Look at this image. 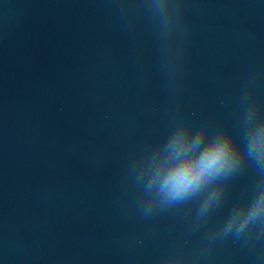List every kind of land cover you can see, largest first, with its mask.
<instances>
[{
  "label": "water",
  "instance_id": "1",
  "mask_svg": "<svg viewBox=\"0 0 264 264\" xmlns=\"http://www.w3.org/2000/svg\"><path fill=\"white\" fill-rule=\"evenodd\" d=\"M180 130L235 163L162 207ZM0 264H264V0H0Z\"/></svg>",
  "mask_w": 264,
  "mask_h": 264
},
{
  "label": "clouds",
  "instance_id": "2",
  "mask_svg": "<svg viewBox=\"0 0 264 264\" xmlns=\"http://www.w3.org/2000/svg\"><path fill=\"white\" fill-rule=\"evenodd\" d=\"M202 136L201 132L189 141L187 133L180 130L168 136L157 148L165 154L153 177L162 207L184 200L204 182L234 165L233 148L227 138L210 143L199 155H193ZM231 229L232 224H229L223 233L227 235ZM241 231L242 226L236 229L237 234Z\"/></svg>",
  "mask_w": 264,
  "mask_h": 264
}]
</instances>
